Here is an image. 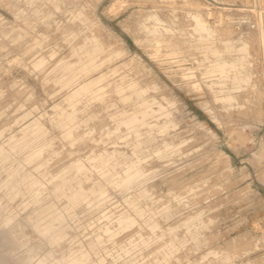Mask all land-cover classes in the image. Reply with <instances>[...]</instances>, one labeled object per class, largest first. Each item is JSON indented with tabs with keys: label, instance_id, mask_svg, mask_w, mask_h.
I'll use <instances>...</instances> for the list:
<instances>
[{
	"label": "rangeland",
	"instance_id": "rangeland-1",
	"mask_svg": "<svg viewBox=\"0 0 264 264\" xmlns=\"http://www.w3.org/2000/svg\"><path fill=\"white\" fill-rule=\"evenodd\" d=\"M0 264H264V0H0Z\"/></svg>",
	"mask_w": 264,
	"mask_h": 264
}]
</instances>
